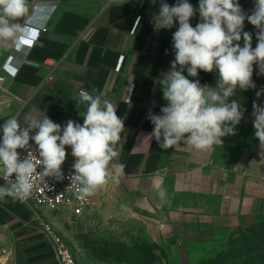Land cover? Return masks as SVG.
Returning <instances> with one entry per match:
<instances>
[{
    "label": "crops",
    "instance_id": "0c3cea01",
    "mask_svg": "<svg viewBox=\"0 0 264 264\" xmlns=\"http://www.w3.org/2000/svg\"><path fill=\"white\" fill-rule=\"evenodd\" d=\"M165 2L175 5L177 0ZM189 2L198 9L199 0ZM27 3V15L15 23L24 26L20 36H28L30 28L39 29V35L32 44L0 40V71L8 60L15 71L0 85V126L14 116L26 123L47 116L61 126L69 119L83 124L85 105L75 98L82 89H96L124 120L118 156L110 167L115 172L123 164L119 177L130 181L124 188L129 199L124 212L131 220L125 227H139V243L149 246L142 253L148 260L141 264H247L251 256L246 257L245 246L252 239L245 234L264 214V148L254 137L252 117L253 101L264 105V95L256 96L264 88L258 68L254 65L252 77L256 89L237 90L231 98L246 109L236 135L222 137L223 144L208 150L184 142L162 150L150 137L154 126L147 115L149 109L159 114L167 103L159 79L174 60L172 34L179 24L155 27L153 16L161 0ZM239 3L247 14L254 8V0ZM137 17L139 27L132 33ZM198 22L197 11L190 23L195 27ZM244 31L252 33L254 48L257 30L245 20ZM54 62V79L43 83ZM217 77L215 71H199L189 79L215 88ZM66 152L64 164L73 165L71 148L66 146ZM105 187L98 188V199ZM62 214L10 197L0 199V264H59L41 223L49 220L58 226ZM123 242L128 247L136 243Z\"/></svg>",
    "mask_w": 264,
    "mask_h": 264
},
{
    "label": "clouds",
    "instance_id": "9594fccd",
    "mask_svg": "<svg viewBox=\"0 0 264 264\" xmlns=\"http://www.w3.org/2000/svg\"><path fill=\"white\" fill-rule=\"evenodd\" d=\"M27 0H0V40H17L22 25L15 23L27 15ZM199 14L195 27L190 20ZM137 17L136 27H139ZM153 20L157 29L178 28L172 34L174 60L170 70L163 73L159 85L166 105L156 114L149 109L147 119L154 126L150 137L162 150L184 142L197 150H208L223 144L222 137L236 135V126L246 109L236 99L237 90L256 89L253 81L254 65L264 76V0H254L250 14L242 9L239 0H199L196 9L189 0H177L169 5L161 0ZM247 20L256 31V46H252V33L244 31ZM241 40L243 44L241 46ZM187 72V76L184 72ZM199 71L218 74L216 87L202 85ZM80 90L78 104L85 105L83 124L69 119L61 124L47 116L31 119L23 126L16 118H9L0 126V199L26 200L32 193L34 176L54 177L63 180L66 146L74 157L72 172L67 177L76 186V195L85 200L110 180L118 182L119 165L115 172L110 167L118 156L117 144L124 131V120L117 115L114 104L103 93ZM264 88L256 91L259 98ZM254 137L264 148V105L252 104ZM81 115V114H80ZM35 130L34 135L30 132ZM34 141L38 150L37 165L31 158L29 142ZM28 149V156L21 159L18 149ZM264 157V152L260 153ZM42 165L43 171L37 172Z\"/></svg>",
    "mask_w": 264,
    "mask_h": 264
},
{
    "label": "rangeland",
    "instance_id": "374dc122",
    "mask_svg": "<svg viewBox=\"0 0 264 264\" xmlns=\"http://www.w3.org/2000/svg\"><path fill=\"white\" fill-rule=\"evenodd\" d=\"M130 181L119 177L118 182L111 180L99 195L98 206L89 208L82 216L72 217L66 213L57 217L58 226L69 239L70 245L81 264H109L103 259V249L114 247L116 242H139V227H125L130 221L125 205L129 199L124 188ZM251 244L245 246L247 264H264V214L260 224L250 233ZM125 244V243H124Z\"/></svg>",
    "mask_w": 264,
    "mask_h": 264
},
{
    "label": "built area",
    "instance_id": "2783aa9c",
    "mask_svg": "<svg viewBox=\"0 0 264 264\" xmlns=\"http://www.w3.org/2000/svg\"><path fill=\"white\" fill-rule=\"evenodd\" d=\"M115 1V0H109ZM134 28V27H133ZM132 28V33H134ZM44 30V29H43ZM28 36H20L18 39L19 42L32 44L35 38L39 35V29L30 28L27 30ZM8 60L2 70L0 71V85L5 80V75H13L15 71L12 70L8 63ZM123 62V56L120 58V63L117 67L119 70ZM57 69V62H54L47 67L45 76L43 77V83H46L50 80H53L55 77V72ZM12 118H16L15 116ZM17 119V118H16ZM18 120V119H17ZM23 126H27L28 123L18 120ZM35 130L30 132V135H34ZM2 130H0V140H2ZM29 152L31 153V158L38 165L39 156L38 150L34 141L29 142ZM21 159L28 156V149H18L17 150ZM37 172L43 171V166L39 165L36 169ZM62 172L64 174L63 180H56L54 177H41L39 173L34 176L33 180V190L31 195L24 201H21L25 204L32 205L39 208H45L51 211L64 212L72 217L82 216L89 208L98 205L97 190L93 195L86 198L85 200H80L76 195V186L71 185V181L67 178L72 172V165H62ZM3 173L0 172V176ZM3 183V179H0ZM42 235L48 242V244L54 250L56 258L59 264H81L78 260V257L74 250L72 249L69 239L67 236L59 229V227L49 221L42 220L41 223Z\"/></svg>",
    "mask_w": 264,
    "mask_h": 264
},
{
    "label": "trees",
    "instance_id": "16d2710c",
    "mask_svg": "<svg viewBox=\"0 0 264 264\" xmlns=\"http://www.w3.org/2000/svg\"><path fill=\"white\" fill-rule=\"evenodd\" d=\"M149 246L141 245L139 242L134 243L132 247H128L122 242H116L114 247L103 249V259L107 263H146L147 256H142V253H147Z\"/></svg>",
    "mask_w": 264,
    "mask_h": 264
}]
</instances>
